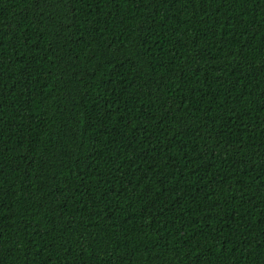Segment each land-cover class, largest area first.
I'll list each match as a JSON object with an SVG mask.
<instances>
[{"label": "trees", "instance_id": "obj_1", "mask_svg": "<svg viewBox=\"0 0 264 264\" xmlns=\"http://www.w3.org/2000/svg\"><path fill=\"white\" fill-rule=\"evenodd\" d=\"M0 264H264V0H0Z\"/></svg>", "mask_w": 264, "mask_h": 264}]
</instances>
